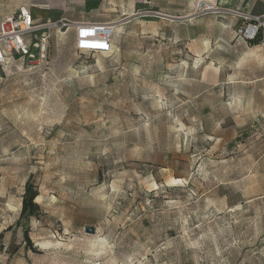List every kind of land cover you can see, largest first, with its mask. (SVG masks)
<instances>
[{"label":"rangeland","instance_id":"1","mask_svg":"<svg viewBox=\"0 0 264 264\" xmlns=\"http://www.w3.org/2000/svg\"><path fill=\"white\" fill-rule=\"evenodd\" d=\"M100 1L112 53L49 27L0 74V264H264V49L221 6L262 0Z\"/></svg>","mask_w":264,"mask_h":264},{"label":"built area","instance_id":"2","mask_svg":"<svg viewBox=\"0 0 264 264\" xmlns=\"http://www.w3.org/2000/svg\"><path fill=\"white\" fill-rule=\"evenodd\" d=\"M236 14L242 20V25L237 29L239 37L247 44L259 40L258 46L264 49V13L254 15L238 10ZM115 24L113 22L75 23L66 18L56 22L48 20L39 23L27 7H21L17 13L0 20V68L4 72L11 65L13 56H18L20 61L25 62L33 58L36 52L38 59H45L48 54L49 37H42L36 43L34 35L49 27L58 29L62 35L73 32L74 48L80 54H110L114 49L113 39L117 31Z\"/></svg>","mask_w":264,"mask_h":264},{"label":"crops","instance_id":"3","mask_svg":"<svg viewBox=\"0 0 264 264\" xmlns=\"http://www.w3.org/2000/svg\"><path fill=\"white\" fill-rule=\"evenodd\" d=\"M111 0L109 3H113ZM117 3H136V0H116ZM221 3L228 10H240L250 12L254 15L264 13V0L259 3ZM102 1L89 0H0V20L5 16L17 13L21 7H27L35 19H63L72 22H106L103 18L96 16L102 12ZM107 3V2H106ZM218 4V3H215ZM126 19L131 15L124 14Z\"/></svg>","mask_w":264,"mask_h":264},{"label":"trees","instance_id":"4","mask_svg":"<svg viewBox=\"0 0 264 264\" xmlns=\"http://www.w3.org/2000/svg\"><path fill=\"white\" fill-rule=\"evenodd\" d=\"M250 44L252 46H258L260 44V41L256 40ZM38 195L39 194L34 183L29 182L26 186L25 193L23 196L22 211H21L22 216L35 217L39 214L40 205L36 202ZM26 239L27 242L31 244V239L28 236V233H26Z\"/></svg>","mask_w":264,"mask_h":264},{"label":"water","instance_id":"5","mask_svg":"<svg viewBox=\"0 0 264 264\" xmlns=\"http://www.w3.org/2000/svg\"><path fill=\"white\" fill-rule=\"evenodd\" d=\"M2 73V70L0 68V74ZM86 233L88 234H94L96 232V229L92 226H88L85 228Z\"/></svg>","mask_w":264,"mask_h":264},{"label":"bare ground","instance_id":"6","mask_svg":"<svg viewBox=\"0 0 264 264\" xmlns=\"http://www.w3.org/2000/svg\"><path fill=\"white\" fill-rule=\"evenodd\" d=\"M208 9H210V8H208ZM211 9H213V8H211ZM114 23V22H113ZM116 25V24H115ZM117 26V25H116ZM260 47V46H259Z\"/></svg>","mask_w":264,"mask_h":264}]
</instances>
